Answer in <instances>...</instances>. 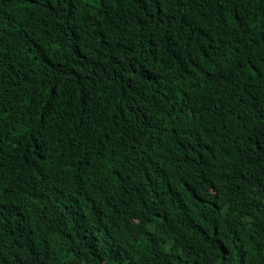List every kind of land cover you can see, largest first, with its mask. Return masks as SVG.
Returning a JSON list of instances; mask_svg holds the SVG:
<instances>
[{
  "label": "trees",
  "instance_id": "obj_1",
  "mask_svg": "<svg viewBox=\"0 0 264 264\" xmlns=\"http://www.w3.org/2000/svg\"><path fill=\"white\" fill-rule=\"evenodd\" d=\"M0 264H264V0H0Z\"/></svg>",
  "mask_w": 264,
  "mask_h": 264
}]
</instances>
